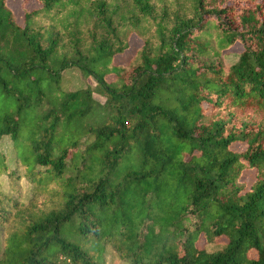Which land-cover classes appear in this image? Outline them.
<instances>
[{"label": "trees", "instance_id": "trees-1", "mask_svg": "<svg viewBox=\"0 0 264 264\" xmlns=\"http://www.w3.org/2000/svg\"><path fill=\"white\" fill-rule=\"evenodd\" d=\"M38 1L0 0V264H264V0Z\"/></svg>", "mask_w": 264, "mask_h": 264}, {"label": "rangeland", "instance_id": "rangeland-1", "mask_svg": "<svg viewBox=\"0 0 264 264\" xmlns=\"http://www.w3.org/2000/svg\"><path fill=\"white\" fill-rule=\"evenodd\" d=\"M9 6L13 9L15 16L17 18V22L20 25H24L25 23V12L26 11H33L41 8V3L38 0H8ZM144 44V41L141 36H138L137 34H133L130 39V48L126 51L125 54L118 56L116 58V61L122 64H129L131 59L133 58L136 50L140 47H142ZM242 46L240 44H235L231 48H229L227 53H232L233 51H241ZM224 59L228 63H232L237 60L236 54H230L228 56H225ZM62 88L65 90H78V89H84L89 86L95 87L96 81L93 77H86L84 76L81 71L76 68H69L63 71L62 76ZM94 96L96 99H99L101 101H104V98H102L98 93H94ZM232 148L236 151H242L246 148V144L243 143H234L232 145ZM0 150L3 151L6 156L10 159L14 156V148H13V141L10 138V136H3L0 140ZM254 172L251 170H246L244 172V175L242 177V181L244 183H247L250 185L254 180ZM4 185H7V179H3ZM225 240H217L216 243H207L205 240L201 239L198 242L199 247L206 246L209 251H214L217 249H221L224 246ZM3 250V236L0 233V257L2 255ZM106 264H122L121 260L117 257V255L110 250L107 254L106 258Z\"/></svg>", "mask_w": 264, "mask_h": 264}]
</instances>
